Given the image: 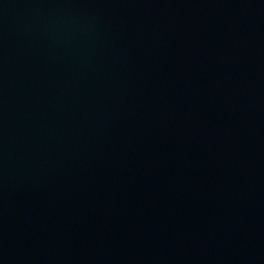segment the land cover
<instances>
[{"label":"water","instance_id":"obj_1","mask_svg":"<svg viewBox=\"0 0 264 264\" xmlns=\"http://www.w3.org/2000/svg\"><path fill=\"white\" fill-rule=\"evenodd\" d=\"M0 264H264V0H0Z\"/></svg>","mask_w":264,"mask_h":264}]
</instances>
